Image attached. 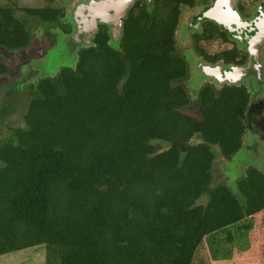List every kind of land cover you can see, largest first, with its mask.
Wrapping results in <instances>:
<instances>
[{"label": "trees", "instance_id": "1", "mask_svg": "<svg viewBox=\"0 0 264 264\" xmlns=\"http://www.w3.org/2000/svg\"><path fill=\"white\" fill-rule=\"evenodd\" d=\"M199 1L136 0L118 48L101 25L76 66L37 82L24 127L0 140V258L45 247L43 264H264V171L235 179L238 195L211 188L213 146L236 162L247 138L248 88L206 83L199 116L184 112L191 73L177 32ZM260 1L240 0L238 10L248 18ZM57 2L0 0V49H30L28 22L69 34ZM193 49L209 63L248 60L209 21ZM15 67L0 59V77ZM10 96H0V129L16 112ZM196 136L204 142L191 145Z\"/></svg>", "mask_w": 264, "mask_h": 264}, {"label": "water", "instance_id": "2", "mask_svg": "<svg viewBox=\"0 0 264 264\" xmlns=\"http://www.w3.org/2000/svg\"><path fill=\"white\" fill-rule=\"evenodd\" d=\"M150 5L153 0H147ZM239 0H212V3L202 8L197 15L187 19L184 32H201L205 21H209L226 31L229 36L248 52V60L244 65H227L225 63H209L201 57L193 56L192 70L193 84L212 82L217 87L241 86L248 88L252 98L246 115L247 136L251 145H247L248 151L255 145L251 136H257V124L255 119L260 116L256 110L259 97L264 96V3H262L252 18H245L238 10ZM136 0H87L79 2L72 10L70 23L72 30L65 34L59 43V49L64 57L74 67L78 61V54L82 48L93 45V39L101 25L109 27L111 45L118 48L123 34L124 20L129 10L135 5ZM195 18H197L195 20ZM195 26L194 30L191 27ZM189 28L190 30H188ZM62 47V48H61ZM61 52L53 51L52 54L60 55ZM68 55L70 60L67 59ZM63 56L54 58L52 71L57 73L62 64ZM201 76L202 79L199 77ZM251 133V134H250ZM255 139V138H254Z\"/></svg>", "mask_w": 264, "mask_h": 264}, {"label": "rangeland", "instance_id": "3", "mask_svg": "<svg viewBox=\"0 0 264 264\" xmlns=\"http://www.w3.org/2000/svg\"><path fill=\"white\" fill-rule=\"evenodd\" d=\"M81 1L87 0H58V2L56 3L57 7H63L68 9V18L67 20H64L65 22H70V15L72 10ZM19 3L20 6L24 8H43L45 6L44 0H19ZM262 3H264L263 0L257 3L252 9L251 13L254 11V9L259 8ZM200 4L201 3L199 1V5ZM187 11L188 9L183 11L182 23L177 32L178 52L187 57L191 73L188 79L184 81V84L190 85L193 100L192 104L184 109V112L190 113L193 116L198 117V102L196 100L200 89L202 88V86L205 85V83L197 85L195 82L193 84L194 77L196 78V73L193 74L192 61L193 56L197 55L194 53L192 35L185 33L183 30L184 25L187 22V18L192 12ZM28 26L34 36L33 45L30 49L28 48L26 50L15 52H7L0 49V59L10 63L13 62V65L16 66L14 69V73L6 77H0V96L6 98V94L9 92V94H11V102H13L15 98H17V102L15 104L16 112L10 119L12 121V124L8 122V118L3 119V126L0 129V140L3 141L10 139V127H12L13 129L24 127L23 116L26 113L29 104L28 102L33 98V92H35V86L37 82L45 76L55 77L59 73V71L64 67H72L64 57L63 52H61V49L58 48L62 37L65 35V33L62 32L60 28H50L38 22H28ZM48 32L53 33L54 36L48 37L46 35ZM53 51H60L61 54H52ZM60 56L64 57L62 59H65V61L63 62L66 64H62L59 71L57 73H54V71L51 70L53 69L54 65L51 64L53 63V61L57 62V64H60L58 63V60L54 59L59 58ZM67 59L70 60L69 55ZM19 70H21V76L18 78L17 83L14 84L13 81H16L17 77L19 76ZM199 77L202 79L201 76ZM24 102L26 104L25 109H23ZM19 104L22 105L21 108ZM13 108L14 106L10 109L11 113L13 112ZM256 110L260 115L257 116L255 119V122L258 126L257 134L260 138L257 136L253 137L251 135L250 137L252 138L251 140L254 144L257 143V146L261 142L262 138L261 120L262 118L264 119V96L259 97L256 105ZM203 142L204 140L202 139V137L196 136L194 137V139H192L191 145H197ZM245 143L249 146L251 145V141L249 140L248 136L244 142L243 148L240 150L237 156L238 161L236 162L233 160L229 161L224 159L221 155L219 148L217 146H213V150L216 155V161L213 166L214 181L211 185V188L215 187V185L218 184H224L229 186L235 195H238L237 189L235 187V179H239L240 177L246 174L247 166H253L259 170L264 171L263 143L259 144L260 149L252 148L250 151H248L247 145ZM206 200L207 198L203 197L200 199L198 204H203L204 202H206ZM45 255V247L32 248L17 254L6 256L5 258H0V264H43Z\"/></svg>", "mask_w": 264, "mask_h": 264}, {"label": "flooded vegetation", "instance_id": "4", "mask_svg": "<svg viewBox=\"0 0 264 264\" xmlns=\"http://www.w3.org/2000/svg\"><path fill=\"white\" fill-rule=\"evenodd\" d=\"M201 1H203V0H200V5H199V3L196 5V7L195 8H193V9H191V13H190V16H188V18L187 19H190L191 17H194L195 15H197V13L202 9V8H204V7H207V6H209L211 3H212V0H210L207 4H203ZM239 2H240V0H239ZM239 2H238V5H239ZM238 5H237V7H238ZM256 10L257 9H254V11L251 13V16L250 17H248V18H252V16L254 15V13L256 12ZM197 18H195V20H196ZM189 21V20H188ZM188 21H187V23H188ZM206 23V21L204 22V24ZM203 24V25H204ZM203 25H202V27H203ZM217 26V25H216ZM71 27H72V25H71ZM202 27H201V32H193V31H188V32H185V33H187V34H190V35H192V38L194 37V35H196V34H201L202 33ZM220 28V27H219ZM188 30H190L189 28H187ZM195 29V26H192L191 27V30H194ZM235 42V41H234ZM236 43V42H235ZM237 46L241 49V50H246L245 48H242V47H240L238 44H237ZM247 51V50H246ZM247 54H248V52H247ZM241 66V65H240ZM262 118V117H261ZM262 125H261V128H262V138L264 139V119L262 118ZM260 138V137H259ZM261 138V142L260 143H263V145H264V140ZM263 141V142H262ZM259 143V144H260ZM246 144V143H245ZM255 145V149H260V145ZM250 167H252V166H247L246 167V170H248Z\"/></svg>", "mask_w": 264, "mask_h": 264}]
</instances>
